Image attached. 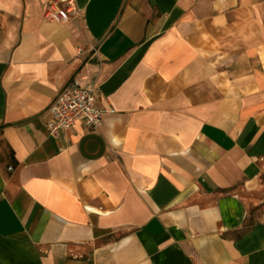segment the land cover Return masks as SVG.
Returning a JSON list of instances; mask_svg holds the SVG:
<instances>
[{"label": "crops", "instance_id": "obj_1", "mask_svg": "<svg viewBox=\"0 0 264 264\" xmlns=\"http://www.w3.org/2000/svg\"><path fill=\"white\" fill-rule=\"evenodd\" d=\"M75 1L0 0V264H264V0Z\"/></svg>", "mask_w": 264, "mask_h": 264}, {"label": "built area", "instance_id": "obj_2", "mask_svg": "<svg viewBox=\"0 0 264 264\" xmlns=\"http://www.w3.org/2000/svg\"><path fill=\"white\" fill-rule=\"evenodd\" d=\"M79 14L75 0H44L41 19L44 22L67 24ZM44 126L52 137L67 133L79 123L87 131H95L112 107H101L97 103L94 86H81L72 80L63 85L46 107Z\"/></svg>", "mask_w": 264, "mask_h": 264}]
</instances>
